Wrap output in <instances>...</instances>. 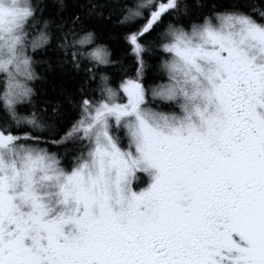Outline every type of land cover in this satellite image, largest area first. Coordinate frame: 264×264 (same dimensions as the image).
<instances>
[{
	"label": "snow or ice",
	"instance_id": "6c2138e0",
	"mask_svg": "<svg viewBox=\"0 0 264 264\" xmlns=\"http://www.w3.org/2000/svg\"><path fill=\"white\" fill-rule=\"evenodd\" d=\"M51 4L0 0V264H264V0Z\"/></svg>",
	"mask_w": 264,
	"mask_h": 264
},
{
	"label": "trees",
	"instance_id": "16d2710c",
	"mask_svg": "<svg viewBox=\"0 0 264 264\" xmlns=\"http://www.w3.org/2000/svg\"><path fill=\"white\" fill-rule=\"evenodd\" d=\"M48 4V7L45 9L46 13H53L55 9L51 4V0H44ZM203 5H207L208 8H211L215 5L226 6L229 3H232L233 0H195ZM66 7L64 9L65 15H70L74 11L78 10L80 5V0H65ZM204 10V9H201ZM93 25L99 33L101 43H106L110 49L111 58L118 62V64L123 65L126 69L129 76H135L136 63L133 57V54L130 50L129 45L123 39V30L114 24V21H100L94 20ZM149 40L152 38L149 37ZM155 58L150 59L149 63H154ZM42 73L44 79L36 84L37 87V102L45 100L57 95L58 90L61 87H66L69 90H75L76 88V79L72 77L70 73L65 74L59 68L49 71L44 67L39 69ZM111 77V86L119 87L121 80V73L118 69H113L109 72ZM78 109L75 111L66 110V115L61 122V130H67L70 127L71 123L77 118Z\"/></svg>",
	"mask_w": 264,
	"mask_h": 264
}]
</instances>
